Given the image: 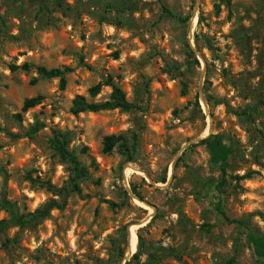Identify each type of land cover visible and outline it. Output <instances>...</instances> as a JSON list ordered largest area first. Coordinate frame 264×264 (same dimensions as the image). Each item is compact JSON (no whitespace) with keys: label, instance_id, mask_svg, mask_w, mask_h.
<instances>
[{"label":"rangeland","instance_id":"rangeland-1","mask_svg":"<svg viewBox=\"0 0 264 264\" xmlns=\"http://www.w3.org/2000/svg\"><path fill=\"white\" fill-rule=\"evenodd\" d=\"M107 76L135 108L73 115ZM3 197L0 264H264V0H0Z\"/></svg>","mask_w":264,"mask_h":264},{"label":"trees","instance_id":"trees-1","mask_svg":"<svg viewBox=\"0 0 264 264\" xmlns=\"http://www.w3.org/2000/svg\"><path fill=\"white\" fill-rule=\"evenodd\" d=\"M28 68L29 67L26 64H24L22 66V69L27 70ZM10 69L15 70L16 67L12 66ZM36 72L39 75H41L43 78H46V79H58L60 90H64L65 85H66L65 76L68 73H70L71 70L69 68L46 69L44 67H37ZM103 87L110 88V94H109L108 99L105 101H101V102L93 101L94 98H96L100 94ZM41 99L42 98L40 96L25 99L23 101L21 110L26 112L27 110L34 108L35 106L40 104ZM221 103H223V102L217 101V104H221ZM134 108H135V106L127 100L124 91L113 81L111 76H107L105 79H103L100 82H98L97 84L91 86L87 90V97L80 96V95L75 96L71 102L70 112L73 115H78L80 113H98V112H102V111H111V110H116V109L121 110L123 112H128ZM200 142L202 144L206 145V147L209 150L210 155L212 156V160H214L217 163L224 162L230 153V149L224 144L223 140L218 136H215V137L208 136V137L202 139ZM65 144H66V142H64V141L59 142L57 149H58L60 155L63 156L65 159H67L73 165V167L76 171L75 177H78L79 175L84 173V169L80 167L76 157L73 156L67 150V148L65 147ZM114 145H115V138L113 135L104 137V140H103L104 152L111 151L112 148L114 147ZM224 181L225 180L223 179L222 183ZM74 190L77 193H80V189L77 186V184L74 185ZM132 191H133V193H135L133 188H132ZM136 197L139 198L140 200H142V198L138 194H136ZM8 205H9L8 201L5 199V197H3L0 206L6 208V207H8ZM62 206L63 205H59L55 200H51L48 202L44 213L47 214L51 209H53V208L59 209ZM220 214L226 222L235 224V225L240 226V227H244V223L242 221L232 220V219L228 218L222 212H220ZM12 219L14 221L21 222L20 218L16 219V218H14L13 215H12ZM1 224H3V222L0 223V225ZM249 233H251V232H248V234ZM248 240L253 245L254 253L258 257H260L264 260V246H263L264 243L261 242L260 239L256 238L252 234L248 235ZM134 257H137V256L134 255Z\"/></svg>","mask_w":264,"mask_h":264},{"label":"bare ground","instance_id":"bare-ground-1","mask_svg":"<svg viewBox=\"0 0 264 264\" xmlns=\"http://www.w3.org/2000/svg\"><path fill=\"white\" fill-rule=\"evenodd\" d=\"M196 22V19L194 20V24ZM138 230V226L137 225H133L131 228V231L128 230V238H127V243H128V254H134L136 247H137V231Z\"/></svg>","mask_w":264,"mask_h":264},{"label":"water","instance_id":"water-1","mask_svg":"<svg viewBox=\"0 0 264 264\" xmlns=\"http://www.w3.org/2000/svg\"><path fill=\"white\" fill-rule=\"evenodd\" d=\"M205 114L207 115L208 114V110L207 109H205ZM192 142H195L194 140H192V141H190V143H192ZM140 201V200H139ZM143 204L145 205V206H147V207H151V205L150 204H147V203H145V202H143ZM145 222H142V223H140V224H138V227H142V225L144 224ZM132 257V254H127L126 255V259H130Z\"/></svg>","mask_w":264,"mask_h":264}]
</instances>
